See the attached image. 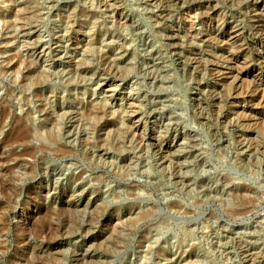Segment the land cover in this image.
<instances>
[{
  "label": "rangeland",
  "instance_id": "rangeland-1",
  "mask_svg": "<svg viewBox=\"0 0 264 264\" xmlns=\"http://www.w3.org/2000/svg\"><path fill=\"white\" fill-rule=\"evenodd\" d=\"M263 18L0 0V264H264Z\"/></svg>",
  "mask_w": 264,
  "mask_h": 264
},
{
  "label": "bare ground",
  "instance_id": "bare-ground-1",
  "mask_svg": "<svg viewBox=\"0 0 264 264\" xmlns=\"http://www.w3.org/2000/svg\"><path fill=\"white\" fill-rule=\"evenodd\" d=\"M237 1V0H236ZM156 4V3H155ZM161 4V3H160ZM113 5H115V4H113ZM168 5V4H167ZM109 9V8H108ZM202 11V10H201ZM258 13H259V11H258ZM166 14V13H165ZM245 14V13H244ZM243 16V15H242ZM259 17V16H258ZM189 18V17H188ZM264 19V18H263ZM230 20V19H229ZM11 21V20H10ZM12 22V21H11ZM259 23V22H258ZM124 24V23H123ZM170 24V23H169ZM122 25V24H121ZM191 25V24H190ZM229 25V24H228ZM260 26V25H259ZM190 27V26H189ZM230 31V30H229ZM236 30H234L233 29V31L232 32H235ZM195 34V33H194ZM261 34V33H260ZM237 35V34H236ZM257 35V34H256ZM259 35V34H258ZM232 36H233V34H232ZM166 37V36H165ZM172 37V36H171ZM231 37V36H230ZM229 37V38H230ZM168 38V37H167ZM221 41V40H220ZM226 42V41H225ZM233 43V42H232ZM169 44V43H168ZM238 44V43H237ZM249 47V46H248ZM254 47V46H253ZM237 51H238V49H237ZM257 53V52H256ZM110 57V56H109ZM190 58V57H189ZM263 58V57H262ZM257 59V58H256ZM226 61V60H225ZM261 62V61H260ZM203 65V64H202ZM249 65V64H248ZM247 65V66H248ZM12 72V71H11ZM75 73V72H74ZM236 73V72H235ZM234 73V74H235ZM222 74V73H221ZM35 78V77H34ZM233 81V80H232ZM239 82V81H238ZM258 82V81H257ZM236 86V85H235ZM246 88V87H245ZM251 89V88H250ZM261 89V88H260ZM243 90V89H242ZM236 93H238V92H236ZM264 93V92H263ZM254 94V93H253ZM248 95V94H247ZM212 96V95H211ZM260 96V95H259ZM197 100V99H196ZM196 104V103H195ZM261 106V105H260ZM204 110H205V108H204ZM216 111V110H215ZM129 113V112H128ZM242 113V112H241ZM208 114V113H207ZM248 115V114H247ZM218 116V115H217ZM205 117V116H204ZM245 117V116H244ZM252 117V116H251ZM238 118V117H237ZM214 119V118H213ZM241 119V118H240ZM52 124V123H51ZM230 124V123H229ZM262 124V123H261ZM137 134H139V133H137ZM136 134V135H137ZM32 135H34V137H36L37 139H39V140H42V141H45L44 140V137L42 136V135H40L39 133H34V134H32ZM140 136V135H139ZM132 138V137H131ZM47 139V138H46ZM108 139V138H107ZM47 140H49V139H47ZM253 140V139H252ZM83 141V140H82ZM85 143V142H84ZM149 145V144H148ZM144 146V145H143ZM169 146V145H168ZM57 147H59V146H57ZM41 149L42 148H44V147H40ZM47 149V148H46ZM64 149V148H63ZM153 149V148H152ZM51 151H52V149H51ZM58 152V151H57ZM159 152V151H158ZM38 155V154H37ZM51 158V157H50ZM8 178V177H7ZM14 182V181H13ZM1 187H2V184H1ZM10 188V187H9ZM237 194V193H236ZM239 194V193H238ZM244 194V193H243ZM233 197V196H232ZM235 197V196H234ZM240 197V196H239ZM236 198V197H235ZM237 200H238V202H239V199L237 198ZM242 200V199H241ZM240 200V201H241ZM244 200V199H243ZM234 201V200H233ZM247 201V200H246ZM246 201H244V202H246ZM237 202V201H236ZM248 202V201H247ZM247 202L246 203H244V204H247ZM250 202V201H249ZM240 203V202H239ZM241 203H242V201H241ZM241 203H240V205H241ZM238 205V204H237ZM236 205V206H237ZM73 206V205H72ZM239 206V205H238ZM173 207V206H172ZM234 208V207H233ZM67 209V208H66ZM237 209V208H236ZM238 209H239V207H238ZM65 210V209H64ZM237 212V211H236ZM65 213V212H64ZM94 213V212H93ZM234 213H235V211H234ZM233 213V214H234ZM237 214V213H236ZM239 214V213H238ZM41 218V217H40ZM95 218V217H94ZM47 220V219H46ZM42 223V222H41ZM91 223V222H90ZM45 225V224H44ZM43 225V226H44ZM47 228V227H46ZM38 229V228H37ZM58 228H56V230H57ZM52 230V229H51ZM58 232V231H57ZM70 232V231H69ZM35 233V232H34ZM38 233V232H37ZM37 235V234H36ZM42 235V234H41ZM85 235V234H84ZM39 237V236H38ZM40 238V237H39ZM42 238V237H41ZM38 239V238H37ZM27 241V240H26ZM98 249V248H97ZM61 250V249H60ZM67 253V252H66ZM58 254V253H57ZM52 257V256H51ZM38 258V257H37ZM56 258V257H55ZM57 259V258H56ZM27 261V260H26ZM25 261V262H26ZM83 261V260H82ZM99 262V261H98ZM28 263V262H27ZM60 263V262H59ZM73 263V262H72ZM79 263V262H78ZM87 263V262H86ZM104 263V262H103ZM102 262H101V264H103ZM62 264H64V263H62ZM92 264H95V263H92ZM97 264V263H96Z\"/></svg>",
  "mask_w": 264,
  "mask_h": 264
}]
</instances>
